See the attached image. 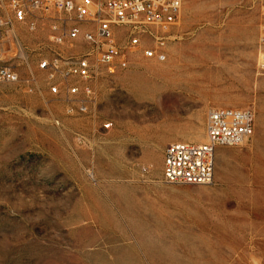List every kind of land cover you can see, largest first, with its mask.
<instances>
[{
  "label": "rangeland",
  "instance_id": "rangeland-1",
  "mask_svg": "<svg viewBox=\"0 0 264 264\" xmlns=\"http://www.w3.org/2000/svg\"><path fill=\"white\" fill-rule=\"evenodd\" d=\"M11 3L0 0V59L20 80L0 82V264H264V0H184L165 60L142 43L87 81L90 97L70 78V103L40 63L90 46L52 40L64 14L18 21ZM211 107L251 109L254 134L217 148L211 183H166V146L205 142Z\"/></svg>",
  "mask_w": 264,
  "mask_h": 264
},
{
  "label": "built area",
  "instance_id": "built-area-1",
  "mask_svg": "<svg viewBox=\"0 0 264 264\" xmlns=\"http://www.w3.org/2000/svg\"><path fill=\"white\" fill-rule=\"evenodd\" d=\"M16 20H27L33 9H54L64 14L52 23V40L63 44L68 40L81 38L90 46L81 57L61 66L59 60H44L40 68L51 69L49 78L56 74L60 82L51 84V92L59 93L66 88L67 101L70 95L78 94L80 86L70 84L77 77L85 84L84 95L92 96V88L87 81L97 77L101 71L116 72L127 66V54L142 43L152 42L155 46H145L143 54L159 61L166 54L159 47L170 37L171 31L181 20L184 0H10ZM0 19V28L4 26ZM30 29L36 24L31 22ZM126 31L127 39L120 43L118 31ZM264 39V25L262 26ZM10 65L0 59V82H18L20 76ZM87 101L81 100L78 110L87 109ZM71 112V108L68 109ZM110 123L105 125L109 128ZM254 134V113L248 108L211 107L206 120V141L192 143L175 141L169 143L163 155V179L169 184L204 185L212 182L215 168V152L218 147L241 145Z\"/></svg>",
  "mask_w": 264,
  "mask_h": 264
},
{
  "label": "bare ground",
  "instance_id": "bare-ground-1",
  "mask_svg": "<svg viewBox=\"0 0 264 264\" xmlns=\"http://www.w3.org/2000/svg\"><path fill=\"white\" fill-rule=\"evenodd\" d=\"M180 66L186 68L187 70H193L195 68V67L185 64L184 62ZM181 73L182 71L180 70L175 71L172 75H168L167 78L173 82H180L182 81V79L179 78Z\"/></svg>",
  "mask_w": 264,
  "mask_h": 264
}]
</instances>
